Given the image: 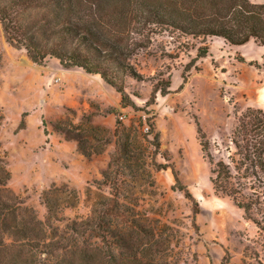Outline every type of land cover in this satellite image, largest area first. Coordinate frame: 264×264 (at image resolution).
Here are the masks:
<instances>
[{"label":"trees","instance_id":"16d2710c","mask_svg":"<svg viewBox=\"0 0 264 264\" xmlns=\"http://www.w3.org/2000/svg\"><path fill=\"white\" fill-rule=\"evenodd\" d=\"M0 26L6 43L24 50L34 64L55 59L64 69L99 76L119 94L123 110L135 108L125 91V79L143 80L131 60L149 48L154 37L166 34L186 50L190 47L181 39L220 38L235 47L252 41L264 47V4L250 0H0ZM207 53V47H199L191 61ZM191 68L196 69L191 64L184 71ZM186 83L183 78L179 89ZM170 85L168 79H156L150 104L156 93L170 94ZM107 114L116 116L119 111L109 109ZM92 118V114L82 115L76 124L61 120L53 126L66 140L77 143L86 160L103 154L113 143L102 182L97 183L98 190L105 186L109 193L96 196L85 219L63 216L64 209L74 208L79 201L77 191L66 184L42 191L46 217L39 219L7 187L11 175L0 158V264H179L175 231L150 218L137 198L133 201V190L141 193L142 187L152 188L151 173L161 169L156 162L160 139L153 118H139L136 126H125L119 116L112 135L93 124ZM196 127L214 193L231 199L264 237V111L247 108L238 117L230 137L233 152L226 149V161H213L197 123ZM24 128L22 120L18 129ZM173 176L177 189L193 200L174 172ZM223 264H229L228 257Z\"/></svg>","mask_w":264,"mask_h":264},{"label":"rangeland","instance_id":"374dc122","mask_svg":"<svg viewBox=\"0 0 264 264\" xmlns=\"http://www.w3.org/2000/svg\"><path fill=\"white\" fill-rule=\"evenodd\" d=\"M250 1L264 4V0ZM180 42L190 48L186 50L166 34L156 36L149 48L133 57L131 64L143 80L126 78L125 91L135 108L114 116L113 130L102 127L112 135L119 116L125 126H136L139 118H153L160 139L156 162L161 169L151 173L152 188L142 187L141 193L133 190V201L137 198L150 218L160 219L175 231L179 264H223L227 257L229 264H264V237L231 199L212 189L210 166L201 152L196 127L197 123L213 161H226V149L233 152L230 137L238 117L247 108L264 111V47L252 41L230 46L220 38ZM199 47H207L208 53L192 62ZM191 64L196 69L185 72ZM56 67L61 71L55 59L42 65L31 62L24 50L6 43L0 26V158L11 175L7 187L39 219L46 217L42 191L66 184L77 191L79 201L62 214L82 220L90 215L96 196L109 193L105 186L98 190L97 183L102 182L101 173L114 146L111 143L103 154L86 160L77 143L66 140L53 126L61 120L76 124L82 115L106 116L109 109L97 104L89 103V112L67 104L89 92L109 101L111 90L99 76L83 72L68 71L63 79ZM183 78L187 83L180 90ZM156 79L170 81V94L156 93L150 104ZM22 120L25 128L19 130ZM173 172L193 200L177 189Z\"/></svg>","mask_w":264,"mask_h":264},{"label":"crops","instance_id":"0c3cea01","mask_svg":"<svg viewBox=\"0 0 264 264\" xmlns=\"http://www.w3.org/2000/svg\"><path fill=\"white\" fill-rule=\"evenodd\" d=\"M60 66V65H59ZM59 68H62L61 66ZM55 70L62 76L64 79V75H66V72L70 73H77V72H83L81 69L78 68H71V69H64L62 68L61 71L56 67ZM84 73V72H83ZM85 74V73H84ZM85 76L88 77H96V75H88L85 74ZM109 87V86H108ZM111 90L110 94V100L106 101L101 94L99 93H92L89 92L87 94L82 93V97L80 99H73L68 102L67 106L70 108L76 110V111H82V112H89V103L97 104L99 105L100 108H106V109H116L119 112H121L120 108V96L117 94L112 88L109 87ZM113 115H106V116H101V115H93V122L97 125L101 126H106L109 130H113ZM98 118L100 120H98Z\"/></svg>","mask_w":264,"mask_h":264},{"label":"built area","instance_id":"2783aa9c","mask_svg":"<svg viewBox=\"0 0 264 264\" xmlns=\"http://www.w3.org/2000/svg\"><path fill=\"white\" fill-rule=\"evenodd\" d=\"M143 131L146 132V131H147V127H144V128H143Z\"/></svg>","mask_w":264,"mask_h":264}]
</instances>
